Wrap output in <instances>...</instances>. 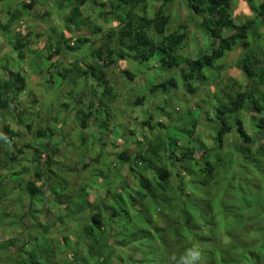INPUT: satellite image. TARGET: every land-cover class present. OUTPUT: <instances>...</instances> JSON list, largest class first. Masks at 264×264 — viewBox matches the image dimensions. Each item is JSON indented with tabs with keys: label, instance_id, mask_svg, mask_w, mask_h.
<instances>
[{
	"label": "trees",
	"instance_id": "16d2710c",
	"mask_svg": "<svg viewBox=\"0 0 264 264\" xmlns=\"http://www.w3.org/2000/svg\"><path fill=\"white\" fill-rule=\"evenodd\" d=\"M57 1L74 4L61 16L66 29L52 35L47 31L57 27L46 25L36 40L38 50L26 45L29 32L18 34L29 22L48 23L52 11L28 17L18 9L14 17L6 13L0 20V41L4 33L15 32L16 44L8 45L17 53L15 59L5 56L16 67L8 65L0 75V152L6 149L0 161L9 176H0V196L8 200L7 208L0 204V237L13 233L0 240V264H55L60 251L61 264H179L193 246L202 252L198 264H264V0H238L237 12L246 20L234 18V0H109L118 17L111 28L92 14L84 16L85 10L104 6L99 0ZM181 3L187 9L184 20L174 11ZM36 5L32 0L22 8L30 12ZM194 30L212 49L181 68L177 56ZM89 43L96 45L90 64L76 59L59 72L58 60H74L75 51ZM238 54L237 64L227 66L226 60ZM39 56L50 64L38 73H52L47 86L69 81L70 95L80 92L64 104L74 106L72 124L78 132L69 140L62 128L71 117L42 115L43 93L35 92L37 99L29 105L20 99L36 79L28 84L18 63L25 59L34 68ZM153 60L168 76L147 89L141 82L143 93L132 107L138 116L120 124L103 110H119L118 82L108 70L118 62L144 66ZM59 121L60 129L55 128ZM168 131L181 138L173 141ZM137 135L134 147L128 139ZM42 143L44 148L38 146ZM79 153L77 168L60 160ZM38 155L31 173L25 165ZM80 167L92 173L91 180L74 191L70 176ZM99 180L107 190L97 204L91 189ZM45 199L58 209L62 201L63 213L45 212L40 207Z\"/></svg>",
	"mask_w": 264,
	"mask_h": 264
},
{
	"label": "rangeland",
	"instance_id": "374dc122",
	"mask_svg": "<svg viewBox=\"0 0 264 264\" xmlns=\"http://www.w3.org/2000/svg\"><path fill=\"white\" fill-rule=\"evenodd\" d=\"M37 1V5L35 6V8L33 10H31L30 12H28L26 9H24V7L22 8L23 5H27L30 4V2H32V0H0V20H4V15L7 13L8 16L14 17V14H17L16 11H18V9L22 10L24 14H26L28 17L29 16H36V15H46L47 12H53V15L50 16V19L48 21V23H45V21L41 22V23H37V22H29L28 24H25V26H22L20 29V36H24L26 34V32H29V35L27 36V42L26 45H31V49L33 50H38L39 46L36 43V40L41 37V33L44 34V31L42 30V28H44L46 25L51 27H57V30H52L49 29L47 32L51 33L52 35L54 34H59L63 31H65L66 26L65 24L61 21V16L62 14L64 15L63 12H67L68 11V7L71 4V7L74 6L73 3H69L68 5L66 4L65 6H61L60 3L57 0H36ZM99 3L104 5L103 7H94L92 10H85L84 11V16L89 17L91 14V17L93 18L94 21H97L98 23L102 24L103 26L107 27V28H111V27H115L117 26L115 20L118 19V17L114 14L111 13V8L109 5V0H99ZM153 3V2H152ZM238 0H234V4L232 7V14L234 16V18L236 20H238L240 17H242L244 20L247 19V17H245L244 15H242V13H238ZM101 5V6H102ZM155 7V5H152L151 9H153ZM150 9V10H151ZM174 11L179 12V16L181 17L180 19H185L187 17V9L184 5V3H181L180 5L176 6L174 8ZM173 11V12H174ZM101 14H105V18L104 20L101 18ZM20 15V14H18ZM84 16L82 15V20H84V22L86 23L87 21L85 20ZM251 17V15L249 16V18ZM248 18V19H249ZM38 24H41V26H38ZM260 29H263V27H260ZM197 30H194L192 32H190L189 34V42H187V44L185 45V47L183 46L181 51L179 52V55L177 56V60L179 61L180 67L181 68H186V60L187 59H199L202 57V54H205L206 52L211 51L212 49V44H206L207 43V39L202 37L201 35H199L197 33V35H195ZM1 30H0V34H1ZM85 33H87L86 30H84ZM232 31L229 30L227 35L230 34ZM264 33V32H263ZM15 36V32L14 33H4V39L2 41H0V75L2 77H4L3 74V69L9 65H11L10 68H15L16 64L15 63H11L9 60H6L5 56L7 57H11L12 59H15L17 57V53L16 51L12 50L13 44H16V39L14 38ZM16 37V36H15ZM99 38V37H96ZM194 38H198L199 44H194ZM264 41V40H263ZM93 42V41H91ZM8 43H12V47L10 45H8ZM72 43H75V39L72 41ZM196 45V46H195ZM264 46V44H262ZM96 47V45H93V43H89L83 47H81V49L75 51V54L73 55L75 57L74 60H69L67 59L66 61L62 62V60H58L57 64H59V72L64 71V69H66L67 67H71L72 65L75 64L76 59H78L82 64H90L92 62V58L90 57L91 55V49L93 47ZM100 46V44L98 45ZM28 48H25L24 50H27ZM240 59V54L238 55H232V57L228 58V60H226V65L227 66H234L235 64H237V62ZM131 61V60H130ZM47 61L45 59H43L42 56H39V58H36V62H34V65L32 68L31 66H28L25 59L20 60V62L18 63L20 67L23 68L24 72L26 73V75L28 76V84L29 81H31L32 79H36V83H30L27 87V90L25 93L21 94L20 99L23 100V102L25 104H30L33 101H36L37 99V95L35 92L37 93H43L44 95V99L46 101H43L40 99V102L38 103V106L41 108L44 116H50V117H54L55 115H58L57 117L60 118V120H64L67 116H70L71 118L68 121L64 122V126H63V132H65L67 134V139L69 140V136H77L78 132L77 130L74 128V125L72 124L73 119H74V115L72 113V109L74 106H72L70 109H66L64 107L65 103H70L72 102V98L73 96L79 94V90H76L75 94L70 95V91L71 88L68 85V82L66 84L63 85H57L55 83V86L53 88H50V86L46 85V79L47 81L50 80V72H48L47 76H43V75H39L38 73L44 69L45 71L47 70V68L50 66V64L46 63ZM132 62V61H131ZM61 67V68H60ZM149 67H145V66H139V65H133L131 63H123L120 64L118 62L117 65H114L113 67H111L108 70V76L110 77V79L114 78L118 84L115 87V94H116V99H117V103L116 106L119 110H117L116 112H114V109L112 107H104L103 110L104 111H109L110 114L118 121H120V124H122L124 121L126 122V120H131L133 122V118H136L138 116L137 113V109H133V104L134 102H136V97L137 95L139 96L141 93V82H145V86L143 87L144 89H147L146 85H155L156 82L158 80H160V77H164L166 78L168 76L169 73H167L166 71H163L162 74H160L161 72H153L152 74L148 73V69ZM41 69V70H40ZM37 70V71H36ZM39 70V71H38ZM56 74H58L57 71H55ZM123 72H129V74H131L132 76H134V78L136 77V79H131L130 77H125ZM165 74H167L165 76ZM237 80L242 82L244 80L243 77H237ZM226 81V80H225ZM91 85H89L90 88H88L89 92H93L94 90L92 88L95 87V84H93L94 80H90L89 81ZM43 83V84H41ZM93 84V85H92ZM244 84V82H243ZM85 85V81H81L80 86L84 87ZM54 90V94H56V96L54 98H51V95L53 94ZM103 90L102 89H98L99 94H101ZM147 91V90H146ZM87 95V94H86ZM261 95L264 98V90L261 91ZM129 103V104H128ZM62 107L58 109V107ZM57 109H56V107ZM55 107V108H54ZM50 108H52V111H49ZM61 109V110H60ZM141 109V108H139ZM69 114V115H68ZM144 115V114H143ZM163 123L165 125L168 124L167 120H162ZM100 123V124H99ZM60 124H62L60 121L56 122V126L55 128H61ZM98 124L100 126H103V121L98 122ZM170 124V123H169ZM58 126V127H57ZM179 127V126H178ZM177 126L175 127V129L178 128ZM205 128H208L211 131V134L214 133V129L211 127H207L206 125H204ZM130 129H132V126L129 127ZM122 132V137L125 136V133L123 131V129L121 130ZM141 132H139L138 134H140ZM200 131L197 133L199 134ZM120 135V134H119ZM167 136L172 139L173 141L176 139H180L181 136L173 131H168L167 132ZM138 137V135L136 137H133V139H128L130 144L133 145L134 147H137V143L135 142L136 138ZM119 138V137H118ZM143 138H141L142 140ZM228 140L231 141V135H229ZM208 142V140L206 138L203 137L202 143L206 144ZM239 141L235 140V144H237ZM182 144V143H181ZM94 145H96L95 147H98V145L95 143ZM182 145H187V144H182ZM40 148H44V143H42L41 145H38ZM62 146V145H61ZM234 145H228L226 143V147H231ZM52 148H55L54 145L51 146ZM93 147V148H95ZM193 147V146H192ZM107 153H110V148L106 147ZM6 153V149L4 150V152H0V160L4 157ZM80 153L76 154V155H70L72 156L73 160L70 159V157L65 156L62 157L60 160L64 161L70 168V166H72L73 168H77V162L80 160ZM40 160V156H35L34 157V161L32 164H27L25 165L27 168H30V172L33 173L35 168H36V162H38ZM70 165H69V164ZM4 162L0 161V176L3 175V178L5 179H9V176L7 173V170H4ZM9 166V165H8ZM121 170H123V172L125 170H127V167H122ZM92 173L88 174L85 171H83V168H79L78 171L74 174H72L70 176L71 180V186L74 189L79 188L81 185H85L88 184V182H90V175ZM14 181H16V178L14 179ZM38 185H40V182L37 183ZM95 187V188H93ZM91 189V194L94 196L91 197L92 201L94 199L95 203H100L104 197H106L105 191L107 190V187L103 186V181L99 180L97 182L96 185H94ZM74 195V194H73ZM54 201V200H51ZM0 204H2L5 208H7L8 205V200L4 197L0 196ZM59 204L60 208L58 209L53 202H48L46 199L44 200L43 204L40 205L41 208H43V210L45 212L48 213H53L55 215L63 213L65 205L63 204V202L61 201ZM46 208V209H45ZM59 211V212H58ZM25 222H28V220H25ZM74 229H76V226L74 225ZM20 230V229H18ZM13 236V233H9L8 235H5L4 237H9V236ZM61 236V234H59ZM56 236L58 237V234H56ZM64 236H70L73 237V234H70V232H66L64 234ZM4 237H0V240H2V238ZM61 238H63L61 236ZM59 240V237H58ZM74 242H76V239L74 238ZM67 247H64V249ZM68 249V248H67ZM84 254L85 251H83ZM10 253H7V255H9ZM13 254V251L11 252L10 255ZM70 254V253H69ZM68 253L65 255L68 257L69 255ZM64 255L63 253L60 251V254H56V259L53 260L55 262V264H61L64 261ZM92 264V262L90 263Z\"/></svg>",
	"mask_w": 264,
	"mask_h": 264
},
{
	"label": "clouds",
	"instance_id": "9594fccd",
	"mask_svg": "<svg viewBox=\"0 0 264 264\" xmlns=\"http://www.w3.org/2000/svg\"><path fill=\"white\" fill-rule=\"evenodd\" d=\"M145 67H149L148 73L152 74L153 72H158L159 65L157 60H153L150 64L144 65ZM202 252L199 248L193 246L186 250V252L180 257L179 264H198L201 260ZM172 258H175L174 256Z\"/></svg>",
	"mask_w": 264,
	"mask_h": 264
}]
</instances>
